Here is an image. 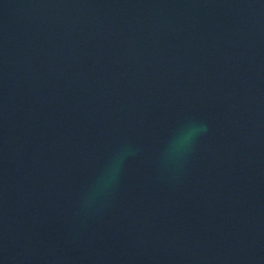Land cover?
<instances>
[{
    "label": "water",
    "instance_id": "95a60500",
    "mask_svg": "<svg viewBox=\"0 0 264 264\" xmlns=\"http://www.w3.org/2000/svg\"><path fill=\"white\" fill-rule=\"evenodd\" d=\"M0 264H264V0H0Z\"/></svg>",
    "mask_w": 264,
    "mask_h": 264
}]
</instances>
